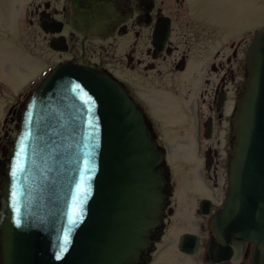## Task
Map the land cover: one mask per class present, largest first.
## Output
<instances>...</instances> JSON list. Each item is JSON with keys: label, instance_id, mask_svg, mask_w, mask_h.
I'll return each instance as SVG.
<instances>
[{"label": "water", "instance_id": "water-1", "mask_svg": "<svg viewBox=\"0 0 264 264\" xmlns=\"http://www.w3.org/2000/svg\"><path fill=\"white\" fill-rule=\"evenodd\" d=\"M41 25L63 29L60 21ZM169 34L165 19L154 45L161 48ZM50 46L68 49L63 37ZM247 67L228 197L213 227L254 242V264H264V30L250 44ZM21 111L2 176L0 264L136 261L164 225L168 166L127 87L104 70L61 62Z\"/></svg>", "mask_w": 264, "mask_h": 264}, {"label": "rangeland", "instance_id": "rangeland-1", "mask_svg": "<svg viewBox=\"0 0 264 264\" xmlns=\"http://www.w3.org/2000/svg\"><path fill=\"white\" fill-rule=\"evenodd\" d=\"M44 1L0 0V147L4 144L9 147L8 141H11L17 132L14 114L11 113L10 121L5 123L10 109L14 105L16 110L20 109V103L26 98L25 91L29 90L45 72L62 60L84 58L89 61H100L96 58L97 52L96 56L89 50L86 54H81L77 38L74 37L71 43L75 45L67 52L59 53L50 48L51 35L41 28L40 15L35 11L38 5L43 7ZM187 3L198 20L208 22L203 27L207 28L206 40L189 44L190 52L194 53L204 44L207 45L211 40L212 42L203 56L193 54L190 57L184 71L169 73L168 63L160 66L163 70L160 76L156 71L146 74L137 63L135 69L128 67L125 55L129 50L135 49L133 54L136 58H143L146 62L151 60L144 52L150 43L146 45L140 38L139 44L134 46L133 41L136 38L134 32L124 39L115 40V37L111 36L109 41L115 45L109 46L111 54L104 60L105 64L127 83L134 98L144 105L148 117L153 119L154 122L150 118L160 143L166 150L167 163L173 175L180 181L178 183L180 189L192 181L193 178L190 177L200 165L196 135L201 137L204 135L203 114L205 118L212 114L209 109L210 103L213 102L212 91L221 74L211 72V64L225 62L232 52L233 41L237 45L241 44L238 58L233 61L232 66L241 67L236 73V82H242V92L247 78V48L254 34L264 30V0H187ZM185 13L184 16L189 17L193 25L191 27L195 28L186 32L197 33L198 26L194 24L198 20L192 14ZM30 20L34 23L31 24ZM209 24L213 33L208 29ZM148 37L151 38L150 32ZM92 38L88 37L90 40ZM100 51L101 48L98 53ZM180 51H183L182 47ZM219 51L221 53L216 56ZM181 52L177 54L180 55ZM207 79L210 80L209 83ZM233 85L234 82L231 80L226 85L229 101L222 110L223 121L220 122L213 117L214 133L211 139L204 138L206 147L214 144L223 151L228 144V136L234 135L230 116L233 108L229 105L237 92L234 91ZM218 140L220 142H217ZM175 253L174 241H171L168 252L158 258L157 264L178 262L179 257H176Z\"/></svg>", "mask_w": 264, "mask_h": 264}, {"label": "flooded vegetation", "instance_id": "flooded-vegetation-1", "mask_svg": "<svg viewBox=\"0 0 264 264\" xmlns=\"http://www.w3.org/2000/svg\"><path fill=\"white\" fill-rule=\"evenodd\" d=\"M57 1H59L58 4ZM35 11L40 15V26L44 20H58L63 23V30L58 35L47 33L51 35L50 39L65 38L68 45L67 51H69L75 45L71 43L73 37L77 38L78 50L81 54L84 55L89 50L92 51L93 56H96L97 52L96 58L100 60L89 61L84 58L80 60L75 58L72 59L73 61L103 69L115 77H117L116 73L104 62L107 55L111 54L109 46L115 45L114 42L109 41L111 36H114L115 40L124 39L134 32L136 36L133 41L134 46L139 44L140 38L146 45L150 43V46L144 49L150 61L136 58L133 54L135 49L126 52L125 57L128 67L135 69L137 63L142 66L146 74L156 71L159 76L163 74L160 66L164 63L169 64L170 69L167 71L169 73L184 71L190 57L193 54L203 56L212 42L211 40L210 43H206L207 45L204 44L194 53L190 52L189 44L206 40L207 28L203 27L208 22L198 20L197 15L190 11L187 0H56V2L45 0L43 7L38 5ZM185 12L192 14L198 20L194 24L198 26L197 33L186 32L195 28L191 27L193 25L189 17L184 16ZM165 19H168L170 34L165 44L160 41L159 45L162 47L159 48L154 45V31L157 27H160V30L164 27ZM178 22L179 26H177ZM33 23L34 21H31V24ZM69 29L71 30L67 32ZM208 29L213 33L210 24ZM149 32L151 38L148 37ZM88 37L93 38L90 40ZM240 46L241 44L237 45L233 41L232 52L225 62L221 64L213 62L210 66L211 72L221 74L212 91L214 92L213 102L209 105L212 114L206 118L203 114L204 135L203 137L196 135L200 165L196 168L195 174L190 177V179L193 178L192 181L185 188L180 189L178 177L173 175L171 169H168V176L165 177L163 187L168 195L164 225L159 229L156 237L151 239V245L141 250L136 261L124 264H157L158 258L168 252L171 241H174L175 256L179 257L178 262L173 264H254L256 245L253 242L238 237L231 238L226 234L221 235L213 227V221L224 207L228 196L235 134L233 132L234 135L228 136V144L223 151L214 144L207 147L204 144V138L213 137L215 126L213 117L215 116L220 122L223 121L222 110L229 101L225 89L229 80L234 82V91H237L235 98L229 103L233 108L230 115L233 125V115L241 93L242 82H236V73L241 70V67L233 68L232 63L238 58ZM99 47L100 53H98ZM178 52H181L180 55L177 54ZM220 53L221 51L216 56ZM207 82L209 83L210 80L207 79ZM13 114L18 120V112ZM151 120L149 119L150 131L158 138ZM0 148L2 155L0 158L1 203L2 176L8 163L9 147L4 144Z\"/></svg>", "mask_w": 264, "mask_h": 264}]
</instances>
